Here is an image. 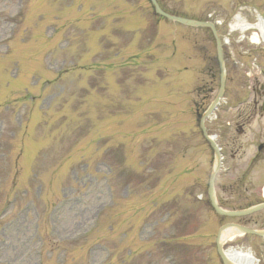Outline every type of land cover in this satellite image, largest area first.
Segmentation results:
<instances>
[{
	"label": "rangeland",
	"instance_id": "1",
	"mask_svg": "<svg viewBox=\"0 0 264 264\" xmlns=\"http://www.w3.org/2000/svg\"><path fill=\"white\" fill-rule=\"evenodd\" d=\"M125 1L107 9L94 2L95 10L86 14L77 11V3L88 9V0H0V264H221L214 239L223 219L211 210L206 195L212 151L191 111L205 96L209 102L218 85L214 42L209 36L214 60L204 67L192 64L188 69L192 71L181 76L163 68L161 75L169 72V76H161L160 84L175 88L170 99L168 90H159L166 101L152 104L158 109L125 100L117 117L113 110V132L111 118L105 119L106 102L96 99L108 89L102 80L105 72L91 67L88 51L91 39L98 41L101 33L108 35L102 41L115 37L110 30L101 32L96 21L107 24L109 13L115 18L126 11L136 19L125 21L129 31L146 29L149 20L139 11L151 20L147 0ZM160 1L166 9L188 17L204 19L212 13L224 23L220 30L225 36L226 22L237 13L256 21L245 4L264 15V0ZM133 8L138 11L133 13ZM162 26L167 31L157 28L160 33L153 40L150 28L144 36V43L151 46L142 54L147 63L164 59L165 53L155 52L153 45L166 40L169 30L177 31V55L189 44L200 48L207 36L204 30L168 21ZM81 31L86 34L80 35ZM117 39L118 46L130 47L123 53L126 60L138 50L135 42ZM234 43L226 46L225 98L230 102L249 94V72L257 86L264 84L259 67L264 70V46ZM185 64L191 66L185 60L180 67ZM131 67L129 74L116 69L118 76L154 82L160 69L150 64ZM191 76L195 81L188 91L185 81ZM92 79L99 80L91 86ZM151 85L142 90L129 86L127 92L137 89L147 99ZM168 100L174 106L167 107ZM217 114V120L206 124L226 154L224 171L216 180L217 194L225 204L235 206L245 188L259 194L264 172L257 176V171L264 170V162L250 161L259 152L247 141L250 133L241 136L233 125H226V120L236 119L237 111L224 108ZM141 118L144 128L137 124ZM252 125L259 128L256 122ZM124 127L127 130L121 131ZM128 131L134 133L131 142ZM111 141L115 157L109 151ZM255 216L264 219V212ZM253 241L246 236L235 244L250 246L258 256L262 252L264 259V243L261 247L259 239Z\"/></svg>",
	"mask_w": 264,
	"mask_h": 264
},
{
	"label": "water",
	"instance_id": "2",
	"mask_svg": "<svg viewBox=\"0 0 264 264\" xmlns=\"http://www.w3.org/2000/svg\"><path fill=\"white\" fill-rule=\"evenodd\" d=\"M153 1H154V0H153ZM155 6H156V9H157L160 13L163 14V12L158 8V6H157L156 4H155ZM165 15H167V14H165ZM167 16H169V15H167ZM169 17L172 18V19H176V20H180V21H183V22L189 23V24L207 25V24L202 23V22H197V21L187 20V19H183V18H179V17H174V16H169ZM211 27H212V26H211ZM218 46H219V40H218ZM218 48H219V52H220V56H221L220 46H219ZM221 69H222V80H223V79H224V67H223V63H222V61H221ZM201 125H202V127H203V123H201ZM204 134L206 135L205 132H204ZM206 138L211 142V144H212V146H213V148H214V150H215L216 155L219 156L218 149H217V147L215 146V144H214V143H213V142H212L207 136H206ZM217 169H218V165L215 166V169H214V171H213V173H212V175H211V178H210V183H209V195H210V198H211L212 204H213V206L216 208V210H218L219 212H222V213H223V211H221V210L218 208V206L216 205L215 198H214V192H213V179H214V176H215V173H216ZM250 211H251V210L246 211V212H250ZM246 212H244V213H246ZM224 213H226V212H224ZM240 213H241V212H240ZM229 214H234V213H229ZM218 249H219V252H220V254H221V257H222L223 261H224L226 264H231V263L227 260V258L225 257V255H224L223 252H222V249H221V243H220V235L218 236Z\"/></svg>",
	"mask_w": 264,
	"mask_h": 264
},
{
	"label": "bare ground",
	"instance_id": "3",
	"mask_svg": "<svg viewBox=\"0 0 264 264\" xmlns=\"http://www.w3.org/2000/svg\"><path fill=\"white\" fill-rule=\"evenodd\" d=\"M238 22L241 21V17H237ZM244 25L243 23H239ZM248 27L249 25H244ZM255 27L259 28V32H255L251 35L250 39L253 44H262L264 42V17H260L259 21L255 24ZM229 258L240 264H253V259L248 253L241 251L235 252L233 250L227 251Z\"/></svg>",
	"mask_w": 264,
	"mask_h": 264
}]
</instances>
